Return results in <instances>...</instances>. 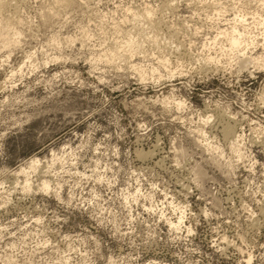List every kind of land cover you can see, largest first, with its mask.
<instances>
[{"label": "rangeland", "instance_id": "374dc122", "mask_svg": "<svg viewBox=\"0 0 264 264\" xmlns=\"http://www.w3.org/2000/svg\"><path fill=\"white\" fill-rule=\"evenodd\" d=\"M0 8V264H264V0Z\"/></svg>", "mask_w": 264, "mask_h": 264}, {"label": "bare ground", "instance_id": "6f19581e", "mask_svg": "<svg viewBox=\"0 0 264 264\" xmlns=\"http://www.w3.org/2000/svg\"><path fill=\"white\" fill-rule=\"evenodd\" d=\"M66 2V1H65ZM1 9V8H0ZM149 14V13H148ZM149 16H150V14H149ZM11 24V22L9 23V25ZM13 24V23H12ZM15 24V23H14ZM13 26V25H12ZM14 27V26H13ZM128 44V43H127ZM129 46H132L131 44H129ZM133 48V47H132ZM131 51V50H130ZM229 129V128H228ZM37 159H33V160H29L28 162H26V164H24V166L22 165V168L20 169V170H18V171H20L21 173H26V174H28L31 170L33 171V170H35L36 169V164H37ZM36 172V171H35ZM16 173V172H15ZM34 173V172H33ZM23 175V174H22ZM25 175V174H24ZM26 176V175H25ZM28 178L26 177V180H27ZM25 180V181H26ZM27 183H26V188L29 190L30 188H31V186H30V183H28L29 182V180H27L26 181ZM43 185H44V188H49V182L48 181H44L43 182ZM186 216V215H185ZM183 221V216L181 215L180 217H179V222L181 223ZM174 223V222H172V224H174V226H176V227H178V226H180V223Z\"/></svg>", "mask_w": 264, "mask_h": 264}]
</instances>
